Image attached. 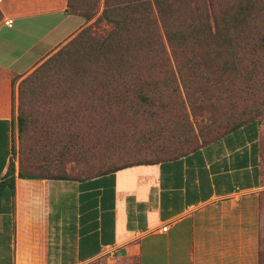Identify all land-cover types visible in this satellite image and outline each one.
<instances>
[{"label": "trees", "instance_id": "16d2710c", "mask_svg": "<svg viewBox=\"0 0 264 264\" xmlns=\"http://www.w3.org/2000/svg\"><path fill=\"white\" fill-rule=\"evenodd\" d=\"M67 8L85 25L20 82L19 135L28 127L22 106L42 96L55 108L41 135L60 166L77 149L81 156L112 149L104 135L139 121L145 136L124 145L163 158L99 168L80 179L61 170L31 174L24 164L16 172L10 161L0 189L14 191L16 179L22 189L157 165L264 118V0H67ZM103 24L108 30L99 32ZM204 116L210 134L190 141Z\"/></svg>", "mask_w": 264, "mask_h": 264}, {"label": "crops", "instance_id": "0c3cea01", "mask_svg": "<svg viewBox=\"0 0 264 264\" xmlns=\"http://www.w3.org/2000/svg\"><path fill=\"white\" fill-rule=\"evenodd\" d=\"M0 14L1 182L13 150L12 80L85 22L67 0H0ZM263 202L264 133L251 123L157 165L22 189L16 179L14 191L0 189V264H86L105 247L140 264H259Z\"/></svg>", "mask_w": 264, "mask_h": 264}, {"label": "rangeland", "instance_id": "374dc122", "mask_svg": "<svg viewBox=\"0 0 264 264\" xmlns=\"http://www.w3.org/2000/svg\"><path fill=\"white\" fill-rule=\"evenodd\" d=\"M80 20L82 21V19ZM106 30H108V27L103 24L101 25L99 32H104ZM31 73L32 72L29 74ZM29 74L19 80H17V78L12 80V120L14 124V132L13 150L10 161L16 172H18L21 164H24L26 166V170H28V172L31 174H37L41 172L45 173L46 170L53 172L61 170L62 173L73 179H80L84 178L87 174L98 170L99 168H115L125 165H132L142 160L153 159L155 157L163 158L162 153L159 151H149L135 148V145L133 144H130L131 146L124 145L127 142L134 143V141L140 143V140H142L141 137L145 136L143 134L147 129L143 126L144 122L139 121L136 126H133L132 124L127 126L124 124L120 125L119 129H116L114 135H104V140L111 141L113 143L112 149L110 148L109 150H106V147L104 146L101 147L103 150L97 149L96 152L98 154L95 155L93 152H90L85 156H81L79 154L81 151L77 149L73 155L66 157L60 166L55 151L54 156L47 154L50 149L48 148L47 139L43 138L40 129V127L47 121L52 122V118H50V116L55 108L53 104H49L45 99H42V96H36L34 98L29 97L24 103V106H22V109L28 118V127L22 136H20L18 133L17 116L20 113V103L18 99L19 84ZM52 82H56V79H52ZM208 123L209 117L207 116L197 118L196 124L194 125L193 135L189 137V140L200 141L201 137L210 134L209 131H211V129L207 126H204ZM258 124L262 126L264 133V118H261ZM44 146L47 148L43 149ZM122 146L124 147L121 148ZM33 151L37 152V156L33 155ZM260 216L261 237L259 245V264H264V202L261 204ZM86 264H140V261L139 257L137 256L121 252L116 254L113 258L100 257ZM144 264L153 263L144 261Z\"/></svg>", "mask_w": 264, "mask_h": 264}, {"label": "built area", "instance_id": "2783aa9c", "mask_svg": "<svg viewBox=\"0 0 264 264\" xmlns=\"http://www.w3.org/2000/svg\"><path fill=\"white\" fill-rule=\"evenodd\" d=\"M3 25L10 27L12 25V20L11 19H6L3 21ZM167 230V225L162 227L161 231H166ZM141 237V234L137 236V238ZM116 255V249L112 247H105L103 252H102V257H108V258H113Z\"/></svg>", "mask_w": 264, "mask_h": 264}, {"label": "water", "instance_id": "95a60500", "mask_svg": "<svg viewBox=\"0 0 264 264\" xmlns=\"http://www.w3.org/2000/svg\"><path fill=\"white\" fill-rule=\"evenodd\" d=\"M67 12V11H66Z\"/></svg>", "mask_w": 264, "mask_h": 264}]
</instances>
